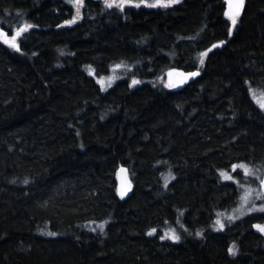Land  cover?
<instances>
[{
	"label": "trees",
	"instance_id": "obj_1",
	"mask_svg": "<svg viewBox=\"0 0 264 264\" xmlns=\"http://www.w3.org/2000/svg\"><path fill=\"white\" fill-rule=\"evenodd\" d=\"M74 16L69 0H0L9 37L32 25L20 51L0 40V264H264V213L214 228L240 197L221 172L264 167V0L235 26L223 0H84ZM122 62L137 66L98 84ZM166 70L199 75L169 88ZM165 224L180 242L159 240Z\"/></svg>",
	"mask_w": 264,
	"mask_h": 264
},
{
	"label": "snow or ice",
	"instance_id": "obj_2",
	"mask_svg": "<svg viewBox=\"0 0 264 264\" xmlns=\"http://www.w3.org/2000/svg\"><path fill=\"white\" fill-rule=\"evenodd\" d=\"M70 3H72L76 9V16H74L72 19L70 20H66L65 24L67 25H71L76 23L77 19L80 18V9L84 6V0H69ZM181 2V0H152V2H150V0H104L105 3V7L106 8H118L120 11H123L126 5H132L136 8L141 7V5L148 7V8H169L172 5L175 4H179ZM228 2V11H226L225 16L231 21L232 25L235 26L237 23V18L240 16L241 14V10L244 6V2L245 0H227ZM32 27L31 24H24L20 27H18L17 29H15L14 34L11 35L9 37V34L7 32H5L3 29H0V40H2L3 43L8 44L10 47L14 48L16 51H20V47L18 44V39L20 37H22V35L24 33H26L30 28ZM232 35V29H229V36ZM225 43V41H220L219 45L214 44L212 45V48H216L219 47L221 45H223ZM212 48L201 52L200 53V64L203 65L204 64V58L208 56L209 52L212 51ZM123 67V65H115L114 68H121ZM89 74L90 75H94L95 72L94 70L91 69V66H89ZM173 73H169V82L166 85L169 88H175L178 87L180 84H183L186 82V80L190 77H195L199 75V71H195V72H190V73H178L177 75L179 77H181L179 80H172ZM98 83H101L103 86V78L99 79L97 81ZM140 83V81H137L135 79H133L132 81V85L138 84ZM250 93L252 92V90H249ZM259 107L261 108V110H264V102H258ZM237 168H240L244 171L245 175H251L252 174V170L249 168V166L247 164L241 163V164H233L232 165V169L233 171H236ZM122 172L126 171L124 169H121ZM221 176L226 179V180H232L233 177L229 174H227L226 172H221ZM174 179V177H173ZM25 183H27V181H25ZM237 183H239L237 181ZM260 185L261 188H264V180L260 181ZM165 187H167V181L165 183ZM131 185L130 183H128L126 186H124L121 190H120V195L123 198V196H125L127 194V192L130 190ZM251 191L249 190L244 196L241 197L242 200V205L241 208H243L245 205L249 204V199L248 197L251 195ZM256 199H261L264 200V192H259L256 195ZM237 211H240V209H237ZM252 212H259V213H264V204H261L260 206H256L255 203L253 202L251 204V206H249L247 208V213H252ZM244 212H241V214H247ZM234 217H229V219H233ZM216 223L218 225H220V228L217 229L219 230H223L224 228V224L222 221L217 220ZM101 228V230H103V225L101 224L99 226ZM254 228H256L258 231H260L261 233H264V225L262 224H255L253 225ZM156 232V229H152L148 235H152L153 233ZM49 235H55V233H48ZM197 235H200V233H197ZM165 237H161V239H164ZM169 239H172L174 241H179L180 237L179 235L176 234L175 230H172L171 235L168 236ZM229 254L230 255H235V249L234 247H230L229 248Z\"/></svg>",
	"mask_w": 264,
	"mask_h": 264
},
{
	"label": "rangeland",
	"instance_id": "obj_3",
	"mask_svg": "<svg viewBox=\"0 0 264 264\" xmlns=\"http://www.w3.org/2000/svg\"><path fill=\"white\" fill-rule=\"evenodd\" d=\"M121 64L123 65V67L114 68L115 65H121ZM136 66L137 65H135V63H131V62L116 63V64L111 66V68L109 70L110 73L108 76H100V77H98V80L103 78V87L105 89H107V88L111 87V85L113 83L118 81L119 78H121V76H123L125 71H127V76L129 74V72L132 73L135 70ZM131 68H134V69L129 71ZM169 73H170V70H166L164 72L163 79H164L166 85L169 82ZM253 99L257 105H258V102H264L263 91H261V92L259 90L255 91ZM248 166L252 170L251 175H245L244 171L240 168H237L236 171H233V169L231 168L229 173H228V171H226L227 174H229L233 177L232 180H227V181H235L236 183H237V181L239 182V183H237V185L240 187V197H239V200H238L235 207L231 208L230 210H228L226 212H219L218 213L216 220H215V223H214V228L216 229L215 231H218L217 229L220 228V225H218L216 223L217 220L222 221L224 225L227 224L226 222H230L228 224H234L235 222H238L239 220H241L243 217L250 216L253 214H261L259 212L247 213V208L249 206H251V204L253 202L255 203L256 206H260L261 204H264V200L256 199L257 193L263 192L261 189L260 181L263 179V176H264V167L262 166V164L261 165L259 164L258 167H254V166H250V165H248ZM222 179L226 180L223 177H222ZM249 190H252L251 195L248 197L249 204L245 205L243 208H241V205H242L241 197L244 196ZM237 209H240V211H237ZM241 212H244L247 214L242 215ZM229 217H234V218L230 220ZM177 224L180 225L179 221L177 222ZM254 229L257 230L256 228H254ZM172 230H175L176 234L179 235V237H180L179 241H174V240L168 238V236L171 235ZM212 230H213V228H212ZM161 232H162L161 237L163 236L165 238L160 239L161 238L160 237L159 238L160 241L178 243L182 239V234L186 233V229H184L183 227H178L176 225L173 226V225L165 224V227H164V229H162ZM258 232H260V231H258ZM261 234L264 236V233H261Z\"/></svg>",
	"mask_w": 264,
	"mask_h": 264
},
{
	"label": "water",
	"instance_id": "obj_4",
	"mask_svg": "<svg viewBox=\"0 0 264 264\" xmlns=\"http://www.w3.org/2000/svg\"><path fill=\"white\" fill-rule=\"evenodd\" d=\"M224 1V16H225V13H226V11H228V2H227V0H223ZM246 1V0H245ZM244 5H245V2H244ZM243 10H244V6H243V8H242V10H241V14L243 13ZM240 14V15H241ZM226 17V16H225ZM227 18V17H226ZM228 19V18H227ZM171 73H173V75H172V77H171V79L172 80H179L181 77H179L177 74L178 73H185V74H187V73H190V72H183V71H180V70H174V71H172ZM197 76H195V77H190V78H188L187 80H186V82L185 83H183V84H180L179 86H178V88H181V87H183L186 83H188L189 81H191V80H193L194 78H196ZM169 79H170V77H169ZM121 169H124V170H126V171H124V172H122L121 171ZM262 180H264V176H263V179ZM128 183H130V185H131V181H130V177H129V173H128V170H127V168L126 167H123V166H121L120 168H118L117 169V172H116V184H117V193H118V195L121 197V195H120V190L124 187V186H126ZM262 189V191L264 192V188H261ZM131 195V188H130V190L127 192V194L125 195V196H123V200H125V199H127L129 196Z\"/></svg>",
	"mask_w": 264,
	"mask_h": 264
},
{
	"label": "flooded vegetation",
	"instance_id": "obj_5",
	"mask_svg": "<svg viewBox=\"0 0 264 264\" xmlns=\"http://www.w3.org/2000/svg\"><path fill=\"white\" fill-rule=\"evenodd\" d=\"M255 231H257V230H255ZM258 232V231H257ZM260 233V232H259Z\"/></svg>",
	"mask_w": 264,
	"mask_h": 264
}]
</instances>
